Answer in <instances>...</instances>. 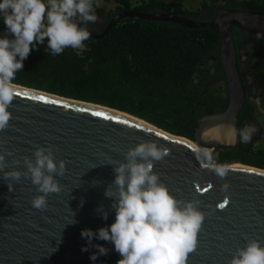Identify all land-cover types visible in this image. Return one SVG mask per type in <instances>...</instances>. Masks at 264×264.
I'll use <instances>...</instances> for the list:
<instances>
[{"label": "water", "instance_id": "95a60500", "mask_svg": "<svg viewBox=\"0 0 264 264\" xmlns=\"http://www.w3.org/2000/svg\"><path fill=\"white\" fill-rule=\"evenodd\" d=\"M125 18L216 33L229 99L227 109L199 119L192 142L119 111L16 85L19 95L9 108L10 126L0 131V152L7 149L13 153L6 156V171L25 170L23 157L34 160L33 153L40 146H51L56 160L66 162V171L56 177L61 192L48 195V208L44 210L32 207V198L40 193L29 179L13 182L10 191L0 173V264H93L89 257L96 249L82 251L87 239L82 238L81 231H95L114 222L112 201L104 196L108 185L114 187L113 162H125L128 149L144 141H156L170 149V155L155 162L153 170L173 195L199 200L205 213L197 248L189 254L187 264H229L236 249L247 240L256 239L264 245V170L223 164L230 169L223 180L210 170V164H219V152L240 146L239 138L233 143L229 135L230 127L239 129L238 115L244 103L232 28L253 37L264 35V15L221 10L209 22H199L167 13H119L101 35L88 30L90 37H103ZM214 128H219V140L213 138ZM203 147H212L210 162L199 159L198 148ZM13 159L21 163L13 165ZM225 180L230 185L226 193L220 190ZM225 202L221 209L219 205ZM100 206L110 210L106 221L97 212ZM72 213L76 223H70ZM92 243L109 249L95 264H117L121 259L112 243L95 238Z\"/></svg>", "mask_w": 264, "mask_h": 264}, {"label": "trees", "instance_id": "16d2710c", "mask_svg": "<svg viewBox=\"0 0 264 264\" xmlns=\"http://www.w3.org/2000/svg\"><path fill=\"white\" fill-rule=\"evenodd\" d=\"M103 1L115 5L109 13L94 8L98 18H107L106 25L119 13H167L199 22H209L221 10L264 15V0H209L194 12L186 10L182 3L169 5L162 0H140L135 4L131 0ZM205 12H210L209 20L201 19ZM87 30L101 35L105 28L98 32L87 26ZM4 31L0 19V35ZM232 35L246 96L251 85L244 71H240L237 36H253L236 28H232ZM84 43L83 51L66 48L62 54L52 56L45 41L23 62L15 85L119 111L192 142L199 119L220 114L228 107L220 38L212 31L125 18L103 37H90ZM250 55L264 62V45L255 44ZM209 61L214 68L212 73ZM250 76L264 78L261 72ZM259 100L264 109V94ZM254 107L257 109L245 97L237 124L240 129L251 122L262 130L261 137L246 145L240 143L237 149L219 152V164L238 163L264 170V114H254Z\"/></svg>", "mask_w": 264, "mask_h": 264}, {"label": "clouds", "instance_id": "9594fccd", "mask_svg": "<svg viewBox=\"0 0 264 264\" xmlns=\"http://www.w3.org/2000/svg\"><path fill=\"white\" fill-rule=\"evenodd\" d=\"M94 3L95 0H0V19L5 26L4 34L0 35V131L10 126L9 108L17 95L14 81L23 69V62L45 41L52 56L62 54L66 48L83 51L84 42L91 36L87 24L98 19ZM256 38L264 39V35L257 33ZM209 71L214 72L211 61ZM193 82H197L195 76ZM256 132L252 125L229 129L231 141L235 143L239 138L245 145ZM212 133L214 139H220L219 128L212 129ZM12 155L7 149L0 152V173L9 190L14 189L13 182L29 179L40 193L32 198V207L47 209L48 195L62 190L56 177L65 174L66 162L56 160L51 146H40L33 153L34 160L23 157L25 170L6 171V156ZM168 155L170 149L164 145L144 141L128 149L125 162H113L114 187L108 185L104 196L112 201L110 210L114 211L115 220L95 231H81L82 238L87 239L82 251L96 249L89 257L93 264L109 251L101 244H93V238L114 245L121 257L117 264H187L189 254L197 248L205 213L199 200H183L173 195L153 170L155 162ZM199 159L210 162L212 157L203 152ZM11 163L19 165L21 161L13 159ZM210 170L223 180L230 169L227 165L210 164ZM229 188L225 180L220 190L226 193ZM110 210L100 206L97 212L106 221ZM70 223H76L74 213ZM229 264H264V245L256 239L247 240L236 249Z\"/></svg>", "mask_w": 264, "mask_h": 264}, {"label": "flooded vegetation", "instance_id": "af4514ba", "mask_svg": "<svg viewBox=\"0 0 264 264\" xmlns=\"http://www.w3.org/2000/svg\"><path fill=\"white\" fill-rule=\"evenodd\" d=\"M210 17H211L210 16V12H205L203 14V16L201 17V19L209 20ZM97 20H99V19H97ZM106 23H107V18H104V19H102V22L97 23L98 24V27H96V29H98L97 31L100 32L104 28H106L107 25L109 24L108 23L106 25ZM93 24L94 23L89 22L87 24V26L92 27ZM255 44H263L264 45V39H256V37L253 38V37H249L247 35L237 36V53H238V55H240V58H242V56L247 54V53L245 54L244 51H246V52L247 51H251L252 47ZM251 61H255L254 64L252 65L253 67L257 66L258 62H262V61L254 59L251 56V59L249 61L248 66H247V64H243L242 65V63H241L240 64V68H241L240 71L241 70H242V72L244 71L246 76H247V73L245 72V69H247L249 66H251ZM251 81H252L251 82L252 85H251V87H249L250 89L249 88L247 89L246 96L244 94V101H245V97H246L247 102L251 103L253 106L254 105L256 106L257 109H255V107L253 108L254 109L253 110L254 114H257V113L264 114V109L260 106L261 102L259 100V94L262 91V89H264V87H263L264 86V78H260L259 76H253V77H251ZM258 92H259V94H258ZM243 105H244V103H243ZM243 105H242V107H243ZM242 107H241V109H242ZM241 109H240V111H241ZM247 125L255 126V125L251 124V122H248ZM255 127L257 128V132L254 134L251 142L257 140L262 135V130L260 128H258L257 126H255Z\"/></svg>", "mask_w": 264, "mask_h": 264}, {"label": "rangeland", "instance_id": "374dc122", "mask_svg": "<svg viewBox=\"0 0 264 264\" xmlns=\"http://www.w3.org/2000/svg\"><path fill=\"white\" fill-rule=\"evenodd\" d=\"M140 0H131V3L132 4H135V3H138ZM164 1L166 4H176V3H182L184 5V8L186 10H188L189 12H194L198 9H200L201 7V4L203 2H209V0H162ZM94 8L97 9V8H103L105 10V12L109 13V12H113L115 10V5L113 3H106L104 2L103 0H95V3H94ZM99 20H97L96 23H94L92 25V29H95V30H98L96 29V27H98V24L97 23H100L102 22V19L101 18H98ZM246 55L242 56L241 58V63L242 65L243 64H249V61L251 59V55H250V51H244ZM255 61H251V66H249L247 69H245V72L247 73V79H248V83L251 84V74L252 73H255V72H261L264 74V62H258V65L257 66H252L254 64ZM259 94V92H258ZM263 95L264 94V89H262V91L260 92L259 96L260 95ZM255 104V103H254Z\"/></svg>", "mask_w": 264, "mask_h": 264}, {"label": "bare ground", "instance_id": "6f19581e", "mask_svg": "<svg viewBox=\"0 0 264 264\" xmlns=\"http://www.w3.org/2000/svg\"><path fill=\"white\" fill-rule=\"evenodd\" d=\"M199 152L200 153H203V152H208L209 154H211L212 152V147H203V148H198ZM237 167V165H235Z\"/></svg>", "mask_w": 264, "mask_h": 264}, {"label": "snow or ice", "instance_id": "6c2138e0", "mask_svg": "<svg viewBox=\"0 0 264 264\" xmlns=\"http://www.w3.org/2000/svg\"><path fill=\"white\" fill-rule=\"evenodd\" d=\"M17 95H19V93H17ZM39 99L43 100L44 97H39ZM97 115H99V113H98ZM156 135H160V133H157ZM165 139H167V138L165 137ZM261 175H262V174H261ZM205 191H208V189H205ZM225 204H226V202H225V203H221V204L219 205V207H220L221 209H223V208H225Z\"/></svg>", "mask_w": 264, "mask_h": 264}]
</instances>
